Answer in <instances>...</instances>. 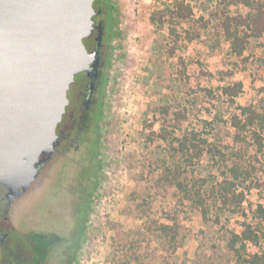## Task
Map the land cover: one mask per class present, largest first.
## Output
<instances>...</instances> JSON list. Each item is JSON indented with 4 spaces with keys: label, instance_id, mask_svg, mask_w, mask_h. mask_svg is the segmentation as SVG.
<instances>
[{
    "label": "rangeland",
    "instance_id": "1",
    "mask_svg": "<svg viewBox=\"0 0 264 264\" xmlns=\"http://www.w3.org/2000/svg\"><path fill=\"white\" fill-rule=\"evenodd\" d=\"M219 1L193 0L195 18L208 16ZM168 3L170 0H112L109 22L115 52L103 143V180L96 191L81 264H112L113 241L118 231H138L145 221L140 218L145 215L170 222L169 216L178 213L186 240L175 255L161 257L155 242L148 247L145 238L135 233L134 237L142 244L140 252L150 264H227L224 235L227 230L240 232L242 229L241 216L222 213L216 216L215 210L212 218L220 222L205 223L201 214L188 205L176 207L173 189L159 183L164 164L175 159L170 144L159 139L147 140L152 128L160 129L163 107L169 106L174 111L187 109L188 119L183 123V130L202 128V121L211 120L216 109L224 114V120L229 117L225 100L208 101L201 96L195 105L194 98L202 88L225 84L218 72L228 68V43L222 41L216 48L203 35L174 55H168V27H159L150 21V15ZM247 55L254 56L249 70L231 79L243 82L245 87L238 101L242 105L264 104L263 83L256 74L260 66L264 67V37L249 45ZM180 58L188 64L189 77L181 83L173 81ZM199 62L213 76L203 75ZM215 128L213 136L223 146L231 147V126L218 122ZM196 170L199 176L212 174L220 180L226 172L207 157L198 162ZM259 203H264V193L253 189L245 205L249 209ZM257 250L251 247L252 252Z\"/></svg>",
    "mask_w": 264,
    "mask_h": 264
},
{
    "label": "trees",
    "instance_id": "2",
    "mask_svg": "<svg viewBox=\"0 0 264 264\" xmlns=\"http://www.w3.org/2000/svg\"><path fill=\"white\" fill-rule=\"evenodd\" d=\"M192 1L170 0L150 15V21L159 27H168V55H174L203 35L216 48L222 41L228 43V68L218 72L225 84L202 88V92H194L197 94L194 98L195 105L201 96L208 101L225 100L229 117L224 120V114L216 109L211 120L202 121V128L183 130V123L188 119L187 109L174 111L166 106L161 110L159 131L152 128L147 140L159 139L174 150L175 159L164 164L159 183L173 189L176 207L188 205L201 214L205 223L220 222L212 218L215 210L216 216L222 213L243 217L240 232L227 230L224 235L227 264H264V203L249 209L245 205L253 189L264 193V104H240L238 98L244 92V84L231 80L237 73L249 70L254 56L247 55L248 47L264 37V0H220L208 16L199 18H195ZM199 65L203 75L213 76L205 70V64L199 62ZM177 67L173 81L181 83L189 79L186 60L180 58ZM256 74L264 92V67L260 66ZM218 122L229 124L233 129L231 147L223 146L213 136ZM205 157L226 169L221 180L212 174L208 177L197 174L196 166ZM140 219L145 221L138 231H118L113 241L112 264H150L140 252L142 244L134 237L135 233L145 238L148 247L155 242L161 257H172L184 246L186 240L178 213L169 216L170 222L150 215ZM251 247L258 250L252 252Z\"/></svg>",
    "mask_w": 264,
    "mask_h": 264
},
{
    "label": "flooded vegetation",
    "instance_id": "3",
    "mask_svg": "<svg viewBox=\"0 0 264 264\" xmlns=\"http://www.w3.org/2000/svg\"><path fill=\"white\" fill-rule=\"evenodd\" d=\"M92 59L68 90V105L50 153L27 188L0 183V264H81L96 191L114 68L112 0H97Z\"/></svg>",
    "mask_w": 264,
    "mask_h": 264
},
{
    "label": "water",
    "instance_id": "4",
    "mask_svg": "<svg viewBox=\"0 0 264 264\" xmlns=\"http://www.w3.org/2000/svg\"><path fill=\"white\" fill-rule=\"evenodd\" d=\"M97 0H0V183L27 188L92 59Z\"/></svg>",
    "mask_w": 264,
    "mask_h": 264
}]
</instances>
